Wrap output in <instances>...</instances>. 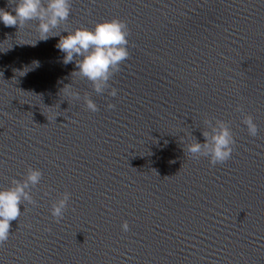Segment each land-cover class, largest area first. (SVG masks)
Listing matches in <instances>:
<instances>
[{
	"label": "water",
	"instance_id": "obj_1",
	"mask_svg": "<svg viewBox=\"0 0 264 264\" xmlns=\"http://www.w3.org/2000/svg\"><path fill=\"white\" fill-rule=\"evenodd\" d=\"M114 18L129 31L115 97L64 65L38 21L0 22V188L43 173L0 264H264V0H71L54 31ZM206 118L235 138L215 166L187 151Z\"/></svg>",
	"mask_w": 264,
	"mask_h": 264
},
{
	"label": "clouds",
	"instance_id": "obj_2",
	"mask_svg": "<svg viewBox=\"0 0 264 264\" xmlns=\"http://www.w3.org/2000/svg\"><path fill=\"white\" fill-rule=\"evenodd\" d=\"M13 2L15 6L10 11L0 8V22L5 26L22 27L28 21H38L39 40L47 41L50 37H59L56 48L63 54L60 60L64 65L74 63L76 68L74 72L90 81L95 93L103 94L106 89H110L109 96L117 95L118 90L112 87L109 81L120 70L121 63L129 57L127 47L129 31L123 21L114 18L101 21L91 29L80 27L71 31L64 29L55 32L62 22L68 20L71 0H13ZM32 64L38 67L39 61H33ZM33 68L26 66L19 72L24 76ZM71 95L76 100L80 99L78 92ZM84 102L89 111L99 110L90 96L86 95ZM107 107L111 109L114 105L109 104ZM237 110H240L239 107ZM213 119L204 120L207 126L206 130L202 131L204 142L201 143L197 139L195 142H188L187 151L194 157H207L210 164L215 166L231 158L235 138L224 120L215 119L213 123ZM242 123L247 127L249 135L257 136L259 129L251 115H244ZM42 176L40 169L29 167L24 179H13L10 187L0 188V245L9 239L11 222L21 215V205L24 211V202L36 203L32 198L31 189L40 183ZM70 198L71 193L65 191L52 203L51 215L57 221L63 218ZM121 227L125 232L129 230L127 222Z\"/></svg>",
	"mask_w": 264,
	"mask_h": 264
}]
</instances>
